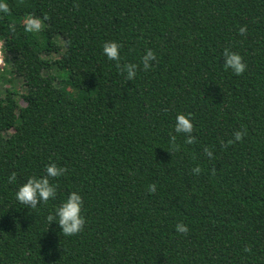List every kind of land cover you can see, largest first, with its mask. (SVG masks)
I'll use <instances>...</instances> for the list:
<instances>
[{"label": "trees", "instance_id": "obj_1", "mask_svg": "<svg viewBox=\"0 0 264 264\" xmlns=\"http://www.w3.org/2000/svg\"><path fill=\"white\" fill-rule=\"evenodd\" d=\"M6 2L0 43L25 93L0 97V264H264V0ZM29 14L49 17L43 31H25ZM113 40L122 64L147 49L157 60L127 81L103 54ZM225 48L243 56V75L225 70ZM188 112L191 145L174 131ZM50 163L68 169L56 198L19 203ZM72 191L86 224L67 237L46 218Z\"/></svg>", "mask_w": 264, "mask_h": 264}, {"label": "clouds", "instance_id": "obj_2", "mask_svg": "<svg viewBox=\"0 0 264 264\" xmlns=\"http://www.w3.org/2000/svg\"><path fill=\"white\" fill-rule=\"evenodd\" d=\"M79 7V5H76ZM10 12L9 5L6 0H0V13L8 14ZM49 17L44 16L43 18L35 16L34 14H29L25 17L23 21L24 29L29 33H39L45 28V21ZM14 31V27L12 28ZM247 25H243L238 29V34L241 36H247ZM103 54L107 57L109 61H115L116 67L121 71V73H126V80L133 81L140 70L142 65L143 70H149L153 64L152 62L157 60V55L152 49H147L145 54L142 56L140 64L136 63H121L120 50L123 45L117 41H106L103 44ZM224 58V68L225 70H231L235 75H243L247 69V64L244 62L243 56L238 52H234L229 48H225L222 53ZM2 63V61H0ZM194 115L191 112L188 113H178L175 119L174 131L177 134L185 135V144L196 143V136L193 135ZM247 136V129L236 130L233 133V138L229 139L226 143L222 142L223 147L233 145L236 142H242L244 137ZM177 136H170V153L174 151H179V145L176 144ZM204 154L211 158L213 156V151L209 147L204 148ZM68 169L66 167L58 166L56 163H50L45 168V174L43 176H31L25 183H23L15 193L17 201L28 208L36 209L41 203L46 204L49 200H54L57 196L58 185L52 181L58 177H61L67 173ZM200 166H196L192 169L193 174L199 175L202 172ZM212 174H215V169H212ZM17 179V175L13 172L9 178V183H14ZM149 194H155L157 191L156 183H151L147 189ZM84 208V200L82 195L77 191H72L67 199L56 208L54 213H50L47 216V222L49 226L55 221L58 223L61 232L64 236L71 237L81 233L84 230L86 224V218L82 215ZM177 233L187 235L189 233V228L183 222H178L175 226ZM245 252L251 251L250 248H245Z\"/></svg>", "mask_w": 264, "mask_h": 264}, {"label": "rangeland", "instance_id": "obj_3", "mask_svg": "<svg viewBox=\"0 0 264 264\" xmlns=\"http://www.w3.org/2000/svg\"><path fill=\"white\" fill-rule=\"evenodd\" d=\"M25 18H22L21 21L23 23ZM5 51H3L0 43V66L2 68V72L0 74V97H3L6 90H13L15 96L20 99V96L25 93V88L23 86V79L21 77L16 76L13 72H10L9 64L6 62ZM58 57V55H56ZM64 81V80H63ZM23 106L24 104L20 102ZM13 134V131L10 132Z\"/></svg>", "mask_w": 264, "mask_h": 264}]
</instances>
